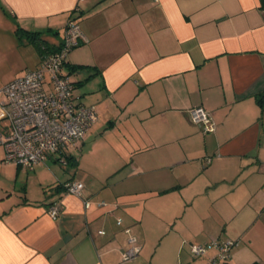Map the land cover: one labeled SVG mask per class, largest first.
I'll return each instance as SVG.
<instances>
[{"label":"crops","instance_id":"obj_1","mask_svg":"<svg viewBox=\"0 0 264 264\" xmlns=\"http://www.w3.org/2000/svg\"><path fill=\"white\" fill-rule=\"evenodd\" d=\"M70 18L86 41L63 72L97 118L75 165L14 164L11 189L0 145V264H209L228 240L224 264H264V0H0V90L40 63L16 29L56 48Z\"/></svg>","mask_w":264,"mask_h":264},{"label":"built area","instance_id":"obj_2","mask_svg":"<svg viewBox=\"0 0 264 264\" xmlns=\"http://www.w3.org/2000/svg\"><path fill=\"white\" fill-rule=\"evenodd\" d=\"M85 41L78 21L70 18L60 45L55 50L45 49L37 68L15 77L0 90L3 96L0 99V145L4 147L5 162L32 169L48 156L62 155L81 141L96 120L94 106L79 102L73 95V82L63 72L68 52ZM189 119L203 133L214 130L211 114L201 105L189 109ZM62 187L67 194L81 196L84 185L68 181ZM84 205L88 207L89 202L84 201ZM48 213L56 219L59 213L57 201L49 205ZM127 242L123 261L136 258L140 249L135 236L130 234ZM233 245L231 240L217 244V254L210 258L209 264L228 261ZM191 251L201 255L206 247L191 245Z\"/></svg>","mask_w":264,"mask_h":264},{"label":"trees","instance_id":"obj_3","mask_svg":"<svg viewBox=\"0 0 264 264\" xmlns=\"http://www.w3.org/2000/svg\"><path fill=\"white\" fill-rule=\"evenodd\" d=\"M77 20V19H76ZM16 35L18 37L19 40H22L23 36H26V38L29 39V41L31 43H33L35 45V47L37 48L39 54L41 55L43 53V51L45 49H52L55 50L56 48L48 45V43L41 37V33L40 32H30L24 29H21L20 27H18L16 29ZM66 66L69 68L70 72L74 71L76 69L79 68H86V65H71L68 66L66 63ZM261 101V99H260ZM58 160L62 161L64 166H73L75 165V161L73 156L69 155V154H62V155H58ZM225 262H223L224 264Z\"/></svg>","mask_w":264,"mask_h":264},{"label":"rangeland","instance_id":"obj_4","mask_svg":"<svg viewBox=\"0 0 264 264\" xmlns=\"http://www.w3.org/2000/svg\"><path fill=\"white\" fill-rule=\"evenodd\" d=\"M76 76H84V74L83 73H72V74H70L69 75V77L71 78V79H73L74 77H76ZM79 88H76L75 90L77 91ZM79 102H81L82 104H84V100H79ZM86 103V102H85ZM87 149V148H86ZM85 149V150H86ZM0 151H1V149H0ZM71 152L72 153H74V154H76L77 155V157H80V154H81V152H83L82 150L81 151H79L78 149H71ZM4 155H5V153H4ZM4 157V156H3ZM4 163H7V166L5 167V172H6V178L8 179V181L10 182V189H11V186L13 185V182H14V174H13V168H14V163H12V162H5V161H3ZM53 164H56V165H60V164H57V163H53ZM64 166V165H63ZM133 236H135L134 234H133ZM185 241V240H184ZM183 241V242H184Z\"/></svg>","mask_w":264,"mask_h":264}]
</instances>
